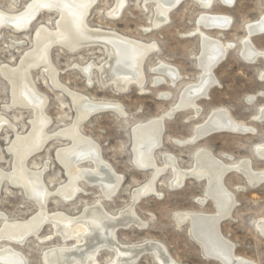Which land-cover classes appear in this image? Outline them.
I'll return each mask as SVG.
<instances>
[{
    "label": "bare ground",
    "instance_id": "1",
    "mask_svg": "<svg viewBox=\"0 0 264 264\" xmlns=\"http://www.w3.org/2000/svg\"><path fill=\"white\" fill-rule=\"evenodd\" d=\"M143 1L144 4L155 5V19L153 27L150 28L157 29L169 22L170 13L184 0ZM193 1L206 10H209L214 2V0ZM220 1L229 7L235 2V0ZM97 2V0H32L19 13L0 10V39L2 28H9L18 34L28 31L42 12H53L58 15L54 24L48 20L47 24L38 25L33 34L32 49L24 53L16 65L5 64L0 67L1 75L8 81L11 90V103L5 108L28 109L34 114L26 134H19L17 126L0 114V133L5 128L15 133L8 148L6 147L7 152L13 157L12 168L10 171L0 169V194L3 184H9L19 188L27 198L35 202L38 208V212L25 221L10 220L6 214L0 213V220H3L0 227V264H28L24 254L19 251L20 247L33 238L47 242L56 237L61 239L62 244L43 252V264H101L98 257L103 250H107L112 255L109 264H138L141 257L147 254L153 255L159 264H177L169 256L168 249L160 243L123 245L116 237L120 229L146 227V223L142 221L143 219L140 220L141 217L137 216L134 207L143 197L157 194L156 180L167 167L173 172L172 188H182L191 178L198 182L204 181L206 198H199L196 201L204 206L210 199L216 207L214 215L200 211L178 213L175 218L177 225L181 227L189 223L191 237L201 245L207 257L222 264H232V262L255 264L237 256L234 244L221 232V223L231 216L237 204L232 192L225 185V178L230 172L238 171L244 176L247 184L257 187L264 184V170H255L249 159L234 164L225 163L204 148L195 153L194 166L191 170L180 168L177 159L167 153L163 156L166 168L161 169L157 165L155 156L156 151L161 149L164 143V119L171 118L178 111L185 109H192L195 117L199 116L202 108L198 100L207 97L210 89L218 83L214 70L235 44L225 43L208 32L229 30L233 19L228 15L207 12L199 15L196 22L197 30L194 32L199 34L201 42V51L197 59L200 67L198 81L183 87L177 103L166 114L133 125L131 130L133 162L143 171L152 170V176L146 184L133 191L132 204L117 214L108 212L99 200L93 205L85 206L79 216H71L63 211H48L50 198L58 197L65 203L73 202L77 195L84 191L81 182L99 188L104 199H111L117 195L123 182V175H118L105 161L98 143L86 136L80 126L103 112H115L122 117L127 115L119 103L96 100L65 87V84L62 85L52 62V49L59 47L72 54L85 49H103L108 55V60L102 65L98 66L92 60L91 63L76 67L85 75L89 84L92 83L93 69L98 68L102 85L111 86L117 92H126L132 85L144 89L147 83L143 73L144 62L146 63V58L158 48L155 44L148 45L146 42L145 44L116 31L91 27L88 18ZM126 4L127 0H116L115 8L108 13L109 18H118ZM51 25L54 27L51 28ZM244 28L246 34L241 39L239 50L241 58L248 64H255L259 59L264 60V50L258 49L252 42V37L256 33L264 31V13L256 22L248 23ZM11 44L13 48L27 45L25 40L12 41ZM37 69L46 72L52 85L68 95L76 112V118L71 125L53 133L48 131L51 118L45 112L48 97L39 91L32 75V71ZM152 71L158 75L153 79L154 86H162L166 83L169 85V82L170 86H176L181 82V73L164 61L153 67ZM166 77L170 79L169 82ZM260 79L264 81V70L260 73ZM259 94V97H264V91ZM258 95H250L247 103L253 104ZM170 96L165 92L161 97L167 100ZM254 118L258 122H264V105L259 106ZM215 131L251 134L255 132V128L236 120L228 110L217 109L212 111L204 122L195 126L193 136L189 140L177 143L180 145L196 143L215 134L213 133ZM51 141L69 142V145L57 149L55 156L56 161L63 167L67 180L53 191L43 177L49 163L46 161L43 171L32 169L28 165L30 159L41 153ZM255 154L264 160V142L255 146ZM89 163L92 167L86 166ZM47 226L52 228V233L41 237V232ZM257 229L264 236V218L258 221Z\"/></svg>",
    "mask_w": 264,
    "mask_h": 264
},
{
    "label": "rangeland",
    "instance_id": "2",
    "mask_svg": "<svg viewBox=\"0 0 264 264\" xmlns=\"http://www.w3.org/2000/svg\"><path fill=\"white\" fill-rule=\"evenodd\" d=\"M31 1L0 0V10L19 13ZM97 1L88 18L91 27L116 31L148 45L155 44L158 48L146 58V63L144 62V79L147 78L144 89L132 85L126 92H117L111 86L102 85L98 68L93 69L91 85L76 67L91 63L92 60L98 66L102 65L108 60V55L103 49H85L74 54L59 47L52 49V62L62 85L65 84V87L96 100L119 103L127 115L122 117L115 112H103L80 126L86 136L98 143L105 161L118 175H123V182L117 195L111 199H104L99 188L81 182L84 191L77 195L73 202L65 203L58 197L50 198L48 211H63L71 216H79L85 206L93 205L99 200L108 212L117 214L132 204L133 191L146 184L152 176V170L143 171L133 162L132 127L166 114L177 103L183 87L198 81L200 67L197 59L201 51V42L199 34L194 32L197 30L196 22L202 12L228 15L233 19L229 30L224 32L215 30L208 34L219 37L225 43L232 42L235 46L214 70L218 83L210 89L207 97L198 100L202 108L199 116L195 117L194 110L185 109L178 111L171 118L164 119V143L155 153L157 165L161 169L166 168L163 156L167 153L177 159L180 168L191 170L194 166L195 153L204 148L225 163L234 164L249 159L255 170H264V160L255 154V146L264 142V122H258L254 118L259 106L264 105V97H259V92L264 91V81L260 79V73L264 70V60L259 59L255 64H248L239 54L241 39L246 34L244 27L248 23L256 22L264 13V0H235L231 7L222 4L220 0H214L209 10L202 9L193 0H184L170 13L169 22L157 29L150 28L153 27L155 19L153 3L144 4L143 0H127L121 15L118 18H109L108 13L115 8L116 0ZM57 17L56 13L42 12L28 31L18 34L9 28H2L0 67L5 64L16 65L22 55L32 49L33 34L38 25L47 24L48 20L54 24ZM50 27L53 28L54 25ZM17 40H25L27 45L13 48L11 42ZM252 42L258 49L264 50V34L253 36ZM161 61L170 64L181 73V82L176 86H170L168 77L166 79L169 80V85L168 83L162 86L153 85V79L158 75L152 68L158 66ZM32 75L39 91L48 97L45 111L51 118L48 131L53 133L71 125L76 118V112L68 95L52 85L46 72L37 69L32 71ZM165 92L171 95L167 100L161 97ZM250 95H258L253 104L247 103ZM10 103V85L0 72V114L17 126L19 134H26L30 128V120L34 116L33 112L23 108L7 110L5 107ZM217 109L228 110L236 120L254 127L255 132L251 134L218 132L196 143L186 145L177 143L189 140L193 136L195 126L204 122L212 111ZM14 135L9 128L0 133V169L5 171L12 168L13 157L7 152V148ZM175 139L177 141H174ZM67 145L68 141H51L28 163L32 169L42 171L45 169L46 161L49 163L43 177L52 191L65 184L67 180L63 167L55 157L57 149ZM86 166L92 167L91 163ZM172 178V169L167 167L155 183L158 195L143 197L135 205L134 210L137 216L141 217L139 219L146 223V227L120 229V232H117V240L123 245L160 243L168 249L169 256L177 264H222L203 253L201 245L190 235L188 222L180 227L175 219L178 213L189 211L216 214L212 200L208 199L204 206L196 201L199 198H206L205 182L191 178L178 189L171 187ZM225 185L232 192L237 204L231 216L221 223V232L234 244L237 256L255 264H264V236L257 229L258 221L264 218V184L251 187L243 175L238 171H232L226 176ZM37 212L35 202L27 198L19 188L3 184L0 213L6 214L10 220L25 221ZM2 222L3 220H0V227ZM51 233L52 228L47 226L41 232V237L49 236ZM60 244L62 241L57 237L47 242L33 238L20 247L19 251L24 254L28 264H43V252ZM98 258L101 264H109L112 255L103 250ZM138 264L159 263L153 255L147 254L141 257Z\"/></svg>",
    "mask_w": 264,
    "mask_h": 264
},
{
    "label": "water",
    "instance_id": "3",
    "mask_svg": "<svg viewBox=\"0 0 264 264\" xmlns=\"http://www.w3.org/2000/svg\"><path fill=\"white\" fill-rule=\"evenodd\" d=\"M259 34H264V31H262L261 33H256L254 36L259 35ZM218 132H227V131H218ZM217 131L213 132V133H218ZM232 264H235L234 262H232Z\"/></svg>",
    "mask_w": 264,
    "mask_h": 264
}]
</instances>
